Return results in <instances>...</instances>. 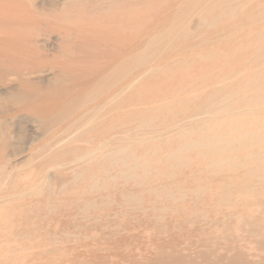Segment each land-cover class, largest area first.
I'll list each match as a JSON object with an SVG mask.
<instances>
[{"label": "rangeland", "instance_id": "374dc122", "mask_svg": "<svg viewBox=\"0 0 264 264\" xmlns=\"http://www.w3.org/2000/svg\"><path fill=\"white\" fill-rule=\"evenodd\" d=\"M0 264H264V0H0Z\"/></svg>", "mask_w": 264, "mask_h": 264}, {"label": "bare ground", "instance_id": "6f19581e", "mask_svg": "<svg viewBox=\"0 0 264 264\" xmlns=\"http://www.w3.org/2000/svg\"><path fill=\"white\" fill-rule=\"evenodd\" d=\"M88 5V4H87ZM27 8V7H26ZM28 9V8H27ZM29 10V9H28ZM28 18V17H27ZM30 19V18H29ZM36 27V26H35ZM34 28V27H33ZM37 28V27H36ZM35 32V31H34ZM37 32V31H36ZM37 35V34H36ZM125 55V54H124ZM263 79V78H262ZM88 90V89H87ZM71 92V91H70ZM71 96V95H70ZM72 99V98H71ZM95 100V99H94ZM73 101V100H72ZM78 101V100H77ZM78 104V103H77ZM96 110V109H95ZM97 112V111H96ZM99 113V112H98ZM69 127V126H68ZM204 252V251H203Z\"/></svg>", "mask_w": 264, "mask_h": 264}]
</instances>
